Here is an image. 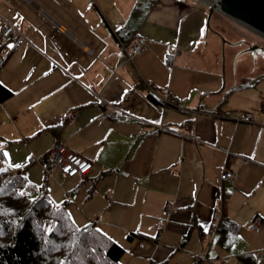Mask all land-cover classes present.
Segmentation results:
<instances>
[{
  "label": "crops",
  "instance_id": "crops-1",
  "mask_svg": "<svg viewBox=\"0 0 264 264\" xmlns=\"http://www.w3.org/2000/svg\"><path fill=\"white\" fill-rule=\"evenodd\" d=\"M136 4L0 0V26L8 21L26 38L0 44V83L12 91L0 103L6 162L43 183L39 159L59 142L92 161L85 177L54 175L70 185L66 199L99 190L101 208L88 221L101 209L120 212L115 223L95 222L125 249L122 264H264V115L250 123L242 110L226 108L231 91L259 80L249 74L230 90L221 86L218 53L210 60L203 51L206 15L193 12L195 0H157L133 34L146 39L148 50L129 61L118 32ZM193 24L197 35L186 44L183 32ZM171 46L178 56L169 69ZM194 71L213 78H182ZM149 93L164 102L173 97L177 106H158ZM255 101L258 109L264 104ZM225 169L238 173L234 185L221 180ZM214 212L240 226L227 249L212 233ZM255 219L260 232L248 228Z\"/></svg>",
  "mask_w": 264,
  "mask_h": 264
},
{
  "label": "trees",
  "instance_id": "trees-1",
  "mask_svg": "<svg viewBox=\"0 0 264 264\" xmlns=\"http://www.w3.org/2000/svg\"><path fill=\"white\" fill-rule=\"evenodd\" d=\"M156 2L137 0L130 23L118 32L124 46L135 38L133 34ZM136 86L141 87V83ZM11 96L12 91L0 83V103ZM148 98L161 107L177 106L173 97L164 102L149 93ZM39 161L45 169L41 185L29 181L24 169L16 173L0 148V264H122L125 249L102 232L95 221L80 227L70 217L68 201L60 206L54 203L47 190L49 154ZM216 234L227 249L239 238L240 226L222 219ZM128 238L132 240V236ZM240 257L248 259L245 254Z\"/></svg>",
  "mask_w": 264,
  "mask_h": 264
},
{
  "label": "rangeland",
  "instance_id": "rangeland-1",
  "mask_svg": "<svg viewBox=\"0 0 264 264\" xmlns=\"http://www.w3.org/2000/svg\"><path fill=\"white\" fill-rule=\"evenodd\" d=\"M195 5L196 6H193L195 8L193 9V12L202 11L206 15L203 51H206L205 54L210 60L213 53H218V65L222 72V75L220 76L221 86L224 87L226 84V90H230L236 86V80L239 77L244 75L249 76V74L257 76V80H259L250 90L231 91V95L226 103V108L242 110L243 113L246 114L251 113L256 115L261 113L262 106L258 109V107H255L253 104L256 103L255 99L259 104L262 103V98L264 99V79L261 80L260 78V75L264 74V37L226 17L217 10L214 11L210 19V27L207 29L210 7L207 6L205 1L201 3L199 2V4ZM189 27L190 28L187 27L186 32L185 30L183 32L182 42H186V44H190V39L195 38L197 35V29L199 28L195 24ZM189 32L190 34H188ZM192 47L193 45H190V49ZM195 77H207L208 79L213 78L211 75H199L196 71L183 73L182 75V78L185 79H195ZM244 92H248V96L251 98L243 96ZM35 164L38 165L39 163ZM61 181L62 178L59 173H56L54 176H50L49 183L47 182V190L49 195L51 194L50 197L58 206L62 205L66 200L70 202L68 205V212L72 220L80 227L86 225L89 222L88 219L93 218L92 214L99 212L101 208V201L98 197L99 190H95L93 197L87 199L82 198L84 193L80 196H77L76 193H74L72 197L69 196V198L66 199L64 195L66 196V191L71 188L69 187V184H64ZM41 183L35 184L41 185ZM54 185L58 186L61 190L57 189L56 193L51 191L50 186L53 187ZM88 187L89 186L87 185L84 189L87 190ZM84 203H86V205H83ZM76 204L78 206L77 209ZM83 207H85L86 213H84V210L82 209ZM101 211L99 216L94 218L95 221L100 222L98 218L102 220V224L105 221L111 223L118 221L115 217L119 218L120 212L115 215L114 213L108 214V210L103 211V209H101ZM100 228L105 229L103 225H101Z\"/></svg>",
  "mask_w": 264,
  "mask_h": 264
},
{
  "label": "built area",
  "instance_id": "built-area-1",
  "mask_svg": "<svg viewBox=\"0 0 264 264\" xmlns=\"http://www.w3.org/2000/svg\"><path fill=\"white\" fill-rule=\"evenodd\" d=\"M200 2V0H195ZM16 38L18 42L25 40V36L19 31L14 25L8 21L0 26V44L6 43L10 38ZM124 50L128 57L129 61L142 56L148 50V43L145 38L138 36L134 38L129 45L124 46ZM178 56V49L176 46H171L165 56V64L171 69L175 63ZM261 113L264 115V104L261 108ZM247 121L250 123L256 122L255 115L248 113ZM35 157H31L30 161H35ZM247 158L243 157L242 163H246ZM49 168L47 173L49 176H53L55 172H60L64 178H73V177H85L91 171L93 167L92 161L71 151L64 143L59 142L53 146L49 152ZM221 180L229 184L234 185L238 180V173L233 172L229 169H225L221 174ZM113 191L108 196L109 202L112 200ZM172 210L171 207L167 208V211L170 213ZM221 221V216L218 212H214L211 222L212 233L215 234L218 226ZM248 228L257 232H260L262 229L261 221L255 219L248 223Z\"/></svg>",
  "mask_w": 264,
  "mask_h": 264
},
{
  "label": "water",
  "instance_id": "water-1",
  "mask_svg": "<svg viewBox=\"0 0 264 264\" xmlns=\"http://www.w3.org/2000/svg\"><path fill=\"white\" fill-rule=\"evenodd\" d=\"M210 6L207 29L215 10L264 37V0H214Z\"/></svg>",
  "mask_w": 264,
  "mask_h": 264
},
{
  "label": "bare ground",
  "instance_id": "bare-ground-1",
  "mask_svg": "<svg viewBox=\"0 0 264 264\" xmlns=\"http://www.w3.org/2000/svg\"><path fill=\"white\" fill-rule=\"evenodd\" d=\"M205 1H207V3L210 4V6L215 4L214 0H205Z\"/></svg>",
  "mask_w": 264,
  "mask_h": 264
}]
</instances>
